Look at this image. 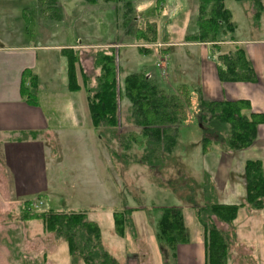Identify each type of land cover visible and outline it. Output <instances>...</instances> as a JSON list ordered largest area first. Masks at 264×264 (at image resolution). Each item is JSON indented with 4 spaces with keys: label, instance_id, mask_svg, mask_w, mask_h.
Wrapping results in <instances>:
<instances>
[{
    "label": "rangeland",
    "instance_id": "374dc122",
    "mask_svg": "<svg viewBox=\"0 0 264 264\" xmlns=\"http://www.w3.org/2000/svg\"><path fill=\"white\" fill-rule=\"evenodd\" d=\"M160 1L119 0L106 3L97 0L89 3L85 0H56L57 9L52 7L51 10L57 18L50 19L41 15L38 0H0V45L22 43L53 47L38 51L35 95L50 125L58 132L57 136H47L48 191L28 198H24L21 192L35 190L37 180L34 181V176L24 179L25 176L19 175V189L15 192L13 184L7 180L0 148V264H102L106 260L102 252H106L115 264H175V248H168L158 236L157 222L162 208L174 207L180 211L187 240L195 242L204 236L196 209L209 203L208 196L216 202L229 200V197L234 200V195L217 193L216 177L204 167L202 159V154L221 148L215 143L219 140L216 136H224L230 127L226 125L220 133L213 132L208 145L212 150L203 153L201 139L204 131L199 127L198 118L201 89L197 87L193 90L189 86L193 82L190 76L199 62L198 48H190L191 54H187L185 50L188 47L178 46V43L195 41L189 38L198 31L199 2ZM227 3L229 5V0ZM244 4L250 30L241 29L237 37L263 42L264 9L256 16L255 7L247 2ZM148 22H153L156 27L157 39L151 44H145L140 36L143 32L150 36ZM58 45L76 46L73 49L79 58L76 78L81 81V91L68 89L67 57L55 49L54 46ZM241 48L248 58L243 45ZM98 50L107 53L114 50L119 67L118 81H123L128 73L150 75L149 78L155 79L166 93L177 97L181 104L179 119L182 121L171 152H164L161 145L150 149L145 146L144 137L126 119L130 114L127 99L119 102L118 127L112 136L102 128L98 129L104 138H99L85 107L82 109L75 105L82 94L89 113L81 68L88 76L87 86H96L94 77L99 74V69H93V56ZM257 52L264 59L262 45L258 46ZM208 56L212 61L215 58L211 52ZM261 89L264 91V77ZM187 98L188 104L185 102ZM9 137L0 134V141ZM246 148L226 153L238 156ZM244 152L243 156L257 155L253 151ZM212 158H216V155ZM218 163L219 175L225 177L230 186L240 184L241 188L236 189V200L241 201L239 195L245 193L239 172L243 173L244 165L240 170L241 166L233 162V173L229 179V164ZM262 163L264 172V161ZM28 187L31 188L26 190ZM211 187H214L216 196L212 194ZM16 193L19 195L16 196ZM37 196L41 199L39 203L35 202ZM27 200L35 203L25 213L22 205ZM129 207L139 209L125 219L124 234L119 235L113 216L117 217L116 211ZM241 208L244 213L239 215L241 220L237 221L238 226L245 223L243 227H249L257 222L263 225L260 231L248 235L245 245L239 243L240 234H237L235 227L237 215L231 221L221 220L216 215L209 217L214 228L229 237L226 264H264V247L261 250V243L257 241L256 245L249 240L255 239L258 234L264 235V205L260 209L248 205ZM48 209L86 212L85 218L98 225V241L95 242L92 234L86 231L94 241L89 240L92 243L84 245L83 254L75 249L73 257L65 239L45 231L40 219L31 218V214ZM209 220L207 222L211 223ZM92 254H98L100 259L91 258Z\"/></svg>",
    "mask_w": 264,
    "mask_h": 264
},
{
    "label": "trees",
    "instance_id": "16d2710c",
    "mask_svg": "<svg viewBox=\"0 0 264 264\" xmlns=\"http://www.w3.org/2000/svg\"><path fill=\"white\" fill-rule=\"evenodd\" d=\"M38 1L40 2L41 15L50 19L57 18L51 10L52 7H56V0ZM85 1L89 3L97 2V0ZM103 1L107 3L118 2L119 0ZM238 1L253 5L256 16L264 9V0ZM198 2V31L196 34L191 35L190 40L217 42L218 29L224 23L228 31L232 32L234 30L230 12L224 8V0H198ZM148 24L151 28V31L149 30L151 37L147 35V32H143V35L140 36L145 44L155 43L157 39L155 24L153 22H148ZM62 52L67 57L68 89L70 91L79 90L80 86L77 83L75 67L76 63L79 62L78 53L69 48L62 49ZM217 57L219 61V81L257 82L253 66L241 47H236L230 53L219 54ZM93 59V69H99V74L94 77L96 86L91 88L87 86L88 76L82 68L81 77L86 90L91 124L98 131L99 138H104L103 133L98 130L100 128L107 135L112 136L115 128L118 127L119 102L122 99H127L130 114H127L126 119L144 137L145 146L150 149L152 146L161 145L164 152H171L176 145V132L182 121L179 119L181 104L177 97L174 94L166 93L155 79H150L145 74L128 73L124 76L123 81H118L119 67L114 50L109 51V53L98 50ZM36 88V75L29 70H25L22 74L20 93L27 103L37 104ZM185 102L188 104L189 99L187 98ZM198 106L199 127L204 131L201 139L203 153L212 150L208 146L211 143L209 136L213 132L220 133L226 125L230 127V130H227L225 135L220 136V138L216 136L219 140L214 141L221 146L219 150L223 152H232L250 146L255 140L257 127L264 124V113L251 111V106L247 100L213 101L200 97ZM215 135L217 134L215 133ZM33 137L36 138L37 134H34ZM241 177L245 187L242 202L239 204H221L213 201V198L211 199V196H208L209 203L196 209V217L204 229L207 264H226V250L230 245V243L228 244L229 237L216 230L209 217L216 215L221 220L231 221L237 215L239 208L244 205H248L253 209H260L264 205L263 163L259 160L245 161ZM211 192L216 196L214 187H211ZM35 199H37L35 202H41L40 196ZM35 202L24 201L22 205L24 212L31 210L30 206ZM134 210V208L129 207V209L125 208L122 211L115 212L117 217L113 216L115 218L114 227L119 235L124 234L125 219H129L130 213ZM85 213L48 209L31 214V218L40 219L45 231L56 233L57 237L65 239L69 245L71 255L74 257L75 249L83 254L84 245L92 243L89 241L93 240L90 239L89 234H92L95 242L99 239L98 225L85 218ZM208 220L211 223H208ZM118 226L121 228H118ZM157 229L159 238L164 240L168 248L174 249L177 245L188 242L183 217L180 211L174 207L162 208V214L157 222ZM86 231H88V235ZM101 255L106 257L105 262L102 264H115L106 252H102ZM98 257V254H92L91 256L94 259Z\"/></svg>",
    "mask_w": 264,
    "mask_h": 264
},
{
    "label": "crops",
    "instance_id": "0c3cea01",
    "mask_svg": "<svg viewBox=\"0 0 264 264\" xmlns=\"http://www.w3.org/2000/svg\"><path fill=\"white\" fill-rule=\"evenodd\" d=\"M227 1L228 0H224V8L230 12L231 22L234 28L232 32L224 28L226 26L224 23L223 25H220L218 29L217 42L212 43L194 41L178 43L180 44L178 46L188 47L187 50H185L187 54L190 53V48H198L197 54L199 57V62L196 63V69L190 76L193 82L189 86L190 88H193V90H195L194 88L199 87L198 89H201V96L206 100H247L250 103L251 111L264 113V91L261 89L262 79L264 77V59L262 54L257 52L258 46L262 45L264 48V41L257 43L252 40L237 37V33L241 29L249 28L250 30V26H248V16L245 15L247 12L243 7L245 4L238 0H229L228 5ZM160 2L162 3V0ZM241 45H243L246 54L253 66L257 76V82L223 83L219 81V78L217 77L219 64L217 55L230 53L236 47H241ZM54 47L59 51H62V49L65 48H69L74 52L76 51L73 50L76 46L71 47L58 45ZM51 48L53 47L42 46L39 44L27 45L21 43L15 45H0V134L8 137L10 136L8 139H3L0 141V148L3 157V166L7 170V180L9 183H11V185L13 184L12 187L15 192H17L19 189L17 188L18 182L20 180L19 175L25 176L24 179H27L28 176H34V181L37 180V187L35 190H29L31 187H28L26 190L29 191H25L23 193L21 192V195H23L24 198H28L33 194L38 195L40 193H46L48 191L46 171L47 161L45 157L47 136H57L58 132H56V129L53 125H50L46 112L43 111L38 101L36 105H32L27 103L25 98L21 96L20 91L22 85V74L25 70H29L35 74L39 56L38 51H42L43 49L49 50ZM210 52L215 56L213 61L212 58L208 56V53ZM61 53L64 55L63 52ZM76 66L77 65H75V67ZM77 69L78 68L76 67V71ZM35 75L38 80V75ZM77 82L82 89L80 84L81 81L79 82L77 79ZM81 89H79V91H81ZM78 100V103H75V105H79L82 109L85 107L87 116L89 117L87 103L84 96L81 94ZM34 134H37L36 138L33 137ZM14 136L16 137L12 138ZM256 136L257 137L254 143L250 147L243 150V152L253 151L255 155L257 154L255 157H248L246 155L243 156L242 151L238 153V156H235L234 154H227L226 152L220 150L202 154L204 167L209 169L211 174H214L216 177L215 187L217 193H220L223 196L226 194H229L230 196L234 195V200H232V197H229V200L224 199L221 202L219 201V203H240L243 200L244 194L239 195V200L241 198V201L237 202L236 199L238 193L236 194V189H239V187L241 188V186L240 184L235 183V186H233L235 191L233 190L234 188L230 186V182L225 181V177H221L219 175L217 168L219 167L220 163L218 162H227L229 164V179H231V173H233L231 172L233 162H235L234 165L238 167L241 166L240 170L242 169L244 162L247 160H260L263 162L264 125H259L257 127ZM213 155H216V158H212ZM232 157H235L234 161ZM210 159L215 160L210 161ZM239 173L242 175V172ZM24 182L27 183L26 180ZM30 183H32V181H30ZM244 188L245 187L243 185V191L245 193ZM18 195L19 194L16 196ZM134 209L137 210L139 208ZM242 211V208H239L237 213L238 218L235 220L236 224L238 220H241L239 215L244 213ZM236 224L235 227L237 234L238 232L240 234L239 243L244 245L245 239L248 240V237L254 231H260V227L263 226L260 224V222L253 223L249 227H243L245 223L243 226H238V224ZM249 240L250 243H255L256 245L257 241L261 243V250L264 247V235L258 234V237L255 239ZM262 253L264 254V251H262ZM173 256L175 259V264H206L204 236H201V238H198L195 242L188 241L186 243L177 245L175 247Z\"/></svg>",
    "mask_w": 264,
    "mask_h": 264
},
{
    "label": "built area",
    "instance_id": "2783aa9c",
    "mask_svg": "<svg viewBox=\"0 0 264 264\" xmlns=\"http://www.w3.org/2000/svg\"><path fill=\"white\" fill-rule=\"evenodd\" d=\"M148 78L150 77V75L147 76Z\"/></svg>",
    "mask_w": 264,
    "mask_h": 264
}]
</instances>
